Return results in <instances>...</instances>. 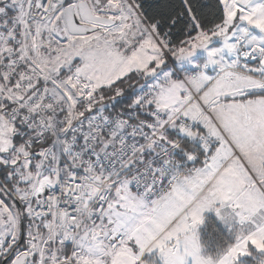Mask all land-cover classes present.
Here are the masks:
<instances>
[{
  "label": "snow or ice",
  "instance_id": "6c2138e0",
  "mask_svg": "<svg viewBox=\"0 0 264 264\" xmlns=\"http://www.w3.org/2000/svg\"><path fill=\"white\" fill-rule=\"evenodd\" d=\"M0 264H264V0H0Z\"/></svg>",
  "mask_w": 264,
  "mask_h": 264
},
{
  "label": "trees",
  "instance_id": "16d2710c",
  "mask_svg": "<svg viewBox=\"0 0 264 264\" xmlns=\"http://www.w3.org/2000/svg\"><path fill=\"white\" fill-rule=\"evenodd\" d=\"M212 222L215 223L214 220H213ZM217 227H219V226L217 225ZM204 237H205V239L208 238V233H207V231L204 232Z\"/></svg>",
  "mask_w": 264,
  "mask_h": 264
},
{
  "label": "crops",
  "instance_id": "0c3cea01",
  "mask_svg": "<svg viewBox=\"0 0 264 264\" xmlns=\"http://www.w3.org/2000/svg\"><path fill=\"white\" fill-rule=\"evenodd\" d=\"M196 59L199 60V61H202L203 60V55L202 54L199 55Z\"/></svg>",
  "mask_w": 264,
  "mask_h": 264
}]
</instances>
